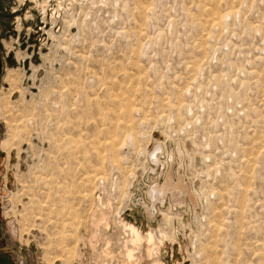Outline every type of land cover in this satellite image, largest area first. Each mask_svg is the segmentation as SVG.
<instances>
[{"label": "rangeland", "instance_id": "rangeland-1", "mask_svg": "<svg viewBox=\"0 0 264 264\" xmlns=\"http://www.w3.org/2000/svg\"><path fill=\"white\" fill-rule=\"evenodd\" d=\"M159 142L193 197L141 212ZM123 212L154 261L264 264V0H0V264H151Z\"/></svg>", "mask_w": 264, "mask_h": 264}, {"label": "bare ground", "instance_id": "bare-ground-1", "mask_svg": "<svg viewBox=\"0 0 264 264\" xmlns=\"http://www.w3.org/2000/svg\"><path fill=\"white\" fill-rule=\"evenodd\" d=\"M42 7H43V11H46V8H47L46 4H44ZM4 105H2V106H4ZM8 127H9V125H8ZM190 143H192V142H190ZM165 153L166 152H165L164 146L159 142L158 144L155 145L153 151L148 154V159H151V161L155 164V166L160 169V166L162 167L164 165V167H165L167 164H169V162L165 163V161L161 160V155L164 156ZM177 154H178V156H179V158H180V160L182 162L181 163V167L184 166V168H185V164H183L184 163L183 162L184 153H183V150H182L180 145H178ZM167 155H168L167 156L168 157L167 161H169V159H170V163H172L173 166H174V164L176 163V160H177L176 153L171 154V157H170L169 153ZM173 166L169 167L166 173H164V171L161 172L160 175L163 177L162 179H164V182L162 183V181H158L157 179H154L153 180V184L148 187V190H147L146 193H145V190H144V184L143 183H141V184L138 183L136 185L137 191L135 193L142 194L143 197H142L141 200L144 203V204H141L140 206H136L134 201L132 200V203H133L134 207L137 208V210L141 209L140 211L142 212V210L146 206L149 209H154L155 212L157 213L156 208L158 206L161 207V206L165 205L166 201H168L170 199L173 201L172 203H174L176 206H180V207L184 208V205H185L184 198H185V196L193 197L191 195L192 194L191 186H190L189 183L185 182V178L183 176L178 174V172H177L178 170L176 171L177 175H178V179L175 178L176 174H175V170H174ZM153 169H155V168H153ZM192 200H194V199L192 198ZM149 203H150V205H149ZM151 211L152 210H148L147 211V214L149 216L153 215V213ZM143 214H144V212H143ZM99 222L96 225V227L98 225H100V224L107 225V218L105 217L104 213L100 214ZM118 224L123 226L131 234L130 239L125 242L124 248H123L122 251L119 252V255H123L124 254L126 258L130 259L135 254L136 249L139 246H142L143 243H146V246H147L146 253H147V256H148L149 260H152L151 264H166L164 261H161V259L158 260V261H154L153 260V257L155 255V251L157 250V246H156V239H155L154 235L151 232H148L147 234L143 235L141 229L137 225H135L133 222L129 221L127 219L125 213L124 214H119V216H118ZM92 237L93 238H90L91 241H89V243H90V247L93 248L94 247L93 240L96 239L95 238L96 237V232H95V234H93ZM159 247H160V245H159ZM42 249L44 251H47L45 247H43ZM109 249H110V242L107 243V249L105 250L107 256H111L112 253H113Z\"/></svg>", "mask_w": 264, "mask_h": 264}, {"label": "built area", "instance_id": "built-area-1", "mask_svg": "<svg viewBox=\"0 0 264 264\" xmlns=\"http://www.w3.org/2000/svg\"><path fill=\"white\" fill-rule=\"evenodd\" d=\"M152 170H153V169H152ZM158 170H159L158 168L155 170V173L157 174V180H158V181H163V180H162V176H161V175L159 176V174H161V173H159V171H158ZM138 183H140V184H141V182H140V181H138V182H137V184H138ZM152 184H153V181H152ZM152 184H151V185H152ZM148 187H149V186H148ZM148 187H147V189H146V190L144 189V190H145V193L147 192V190H148ZM123 213H124V212H123Z\"/></svg>", "mask_w": 264, "mask_h": 264}, {"label": "crops", "instance_id": "crops-1", "mask_svg": "<svg viewBox=\"0 0 264 264\" xmlns=\"http://www.w3.org/2000/svg\"><path fill=\"white\" fill-rule=\"evenodd\" d=\"M21 262H23V263L25 264V260L22 259V260L19 262V264H20Z\"/></svg>", "mask_w": 264, "mask_h": 264}, {"label": "water", "instance_id": "water-1", "mask_svg": "<svg viewBox=\"0 0 264 264\" xmlns=\"http://www.w3.org/2000/svg\"><path fill=\"white\" fill-rule=\"evenodd\" d=\"M21 264H24L23 262H21Z\"/></svg>", "mask_w": 264, "mask_h": 264}, {"label": "flooded vegetation", "instance_id": "flooded-vegetation-1", "mask_svg": "<svg viewBox=\"0 0 264 264\" xmlns=\"http://www.w3.org/2000/svg\"><path fill=\"white\" fill-rule=\"evenodd\" d=\"M21 264V263H20Z\"/></svg>", "mask_w": 264, "mask_h": 264}]
</instances>
